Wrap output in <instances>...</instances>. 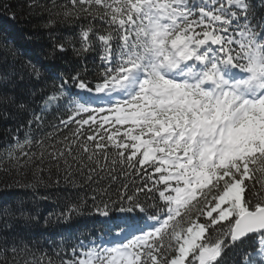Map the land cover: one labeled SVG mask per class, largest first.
<instances>
[{
	"label": "snow or ice",
	"instance_id": "6c2138e0",
	"mask_svg": "<svg viewBox=\"0 0 264 264\" xmlns=\"http://www.w3.org/2000/svg\"><path fill=\"white\" fill-rule=\"evenodd\" d=\"M3 7L0 264H264V0Z\"/></svg>",
	"mask_w": 264,
	"mask_h": 264
},
{
	"label": "trees",
	"instance_id": "16d2710c",
	"mask_svg": "<svg viewBox=\"0 0 264 264\" xmlns=\"http://www.w3.org/2000/svg\"><path fill=\"white\" fill-rule=\"evenodd\" d=\"M9 2L15 4L18 0H0V57L4 55V46L15 45V47L19 48L23 52H27L30 56H35L37 49L40 45L46 44L47 38L42 34L38 33L34 30L33 25L36 24V20L33 18L26 17L22 15L20 12H17V17L15 20L9 19L8 11L3 7L4 4ZM39 35L40 40L30 41L25 39L27 34ZM13 124L12 121H2L0 120V149H3L5 145L10 142L11 137L6 133L5 129L8 125ZM5 179V173L0 171V181ZM11 183V180H9ZM2 187V184H0ZM16 189H13L8 192H0V196L9 197L13 192H16ZM41 191H46L49 194L53 201L57 198L60 199L61 203L63 202V198L66 195V190L64 188H50L47 190L41 189ZM53 202H45L42 204V209L44 214H47L54 207ZM62 227H68L72 230L87 227V228H99L100 225L93 218L82 217L76 218L71 221L70 225H62ZM47 247V246H45Z\"/></svg>",
	"mask_w": 264,
	"mask_h": 264
}]
</instances>
